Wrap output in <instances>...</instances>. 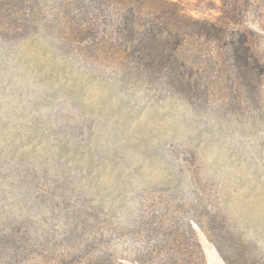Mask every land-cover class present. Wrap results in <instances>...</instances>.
Listing matches in <instances>:
<instances>
[{
	"label": "rangeland",
	"instance_id": "374dc122",
	"mask_svg": "<svg viewBox=\"0 0 264 264\" xmlns=\"http://www.w3.org/2000/svg\"><path fill=\"white\" fill-rule=\"evenodd\" d=\"M264 264V0H0V264Z\"/></svg>",
	"mask_w": 264,
	"mask_h": 264
},
{
	"label": "trees",
	"instance_id": "16d2710c",
	"mask_svg": "<svg viewBox=\"0 0 264 264\" xmlns=\"http://www.w3.org/2000/svg\"><path fill=\"white\" fill-rule=\"evenodd\" d=\"M192 264H205L203 256L198 257Z\"/></svg>",
	"mask_w": 264,
	"mask_h": 264
}]
</instances>
